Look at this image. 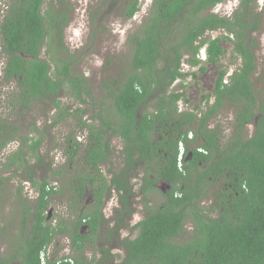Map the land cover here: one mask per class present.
<instances>
[{"label": "trees", "instance_id": "1", "mask_svg": "<svg viewBox=\"0 0 264 264\" xmlns=\"http://www.w3.org/2000/svg\"><path fill=\"white\" fill-rule=\"evenodd\" d=\"M103 1L117 6L125 19L140 10L139 0ZM222 1L152 0L142 24L128 34L127 65L106 85L113 110L104 113L99 108L86 117L88 109L81 105L88 104L91 92L84 76L72 71L73 54L65 45L73 13L70 1H6L0 12V55L3 79L16 82L10 105L21 112L37 106L44 121L49 120L47 126L71 115L85 136L84 142L67 136L64 154L77 171L62 178L61 186L50 182L46 173L53 171L60 178L70 169L68 163L52 169L45 160L39 151L43 132L32 126L35 134L23 133L0 115V153L18 141L5 157L2 167L12 173H0V187L20 175L36 191L30 200L22 195V185L16 188L20 231L12 239L16 244L10 254L0 256V264L15 259L20 264H264V100L251 80L256 62L250 34L258 29V18L255 0H239L230 15L211 11ZM217 30L222 31L219 36H207ZM221 39L233 44L240 65L228 77L222 66L211 91L201 94L193 109L180 110L178 101L189 102L182 89L185 79L195 76L182 70L183 56L202 72L200 49L205 47V62L218 63L225 52ZM177 80L181 89L169 90ZM64 89L78 102L75 108L63 105ZM226 103L234 105L235 112L230 135L222 143L220 128L210 127L209 121ZM251 122L253 131L246 136ZM114 135L122 137L125 157L117 170L109 167L107 177L101 165L113 162ZM181 141L185 150L178 165ZM40 169L45 174L37 179ZM157 181L167 189L158 188ZM63 188L70 190L73 218L57 216L53 223L48 214L52 198ZM155 190L163 200L149 208L148 195ZM88 191L92 201L87 204ZM113 191L119 205L107 218L103 208ZM136 195H141L146 215L131 224ZM203 200L210 201L203 205ZM4 228L0 226V234ZM122 230L129 234L121 236ZM58 235L69 238L70 254H49ZM105 237L114 239L112 247L122 249L123 255L111 252L106 243L96 246ZM89 249L94 250L91 256L86 254Z\"/></svg>", "mask_w": 264, "mask_h": 264}, {"label": "rangeland", "instance_id": "2", "mask_svg": "<svg viewBox=\"0 0 264 264\" xmlns=\"http://www.w3.org/2000/svg\"><path fill=\"white\" fill-rule=\"evenodd\" d=\"M7 0H0V12H3L4 5ZM72 5V20L65 29V45L73 54L72 71L84 76L86 83L89 86L91 92V98H87L88 104H82V107H87V112L84 117L91 114L93 110L99 108L103 109V112L113 110L112 99L107 92L108 82L113 80L118 75L120 67L126 66L130 57V45L127 43L128 34L136 31L142 24L143 20L149 13L152 0H139L140 10L135 13L131 18L125 19L120 10L116 7H109L103 0H69ZM239 0H223L221 3L212 8L211 11L219 15H230L236 8ZM254 13L257 14L258 29L250 34V39L253 41V51L255 54L256 69L251 75V80L254 83V87L261 99L264 100V0H255L253 4ZM222 33L221 30L212 31L207 36L211 38L219 36ZM221 45L225 48L224 54L221 56L218 63H207L205 58V47H202L199 52V59L204 66V71L198 70L197 66H190L185 61V55L182 58V70L185 72H194L195 76L189 74L185 79L184 96L189 100L187 104L182 100L178 101V108L180 110L193 109L196 103L200 99L201 94L211 91L214 78L219 69L227 67L229 74L238 67L241 63V57L233 52V44L228 40L221 39ZM41 56H44V49L41 51ZM4 63V57L0 55V115L7 118L11 122L18 124L23 133L30 132L29 134H35L33 127H37L44 134V139L41 143L39 151L46 155V161L52 163V169L58 168L61 164L68 163L70 171L64 176L57 178L53 171H49L47 178L50 182L56 180L61 186L63 185V179L70 175L75 174L77 171V165L72 162L66 161V155L64 150L67 146V136L72 134L74 139L78 142H84L85 131L77 125L76 119L67 115L64 120L60 121L54 126H47L49 120L44 121V117L40 116L42 111L37 106L21 112L18 108H14L10 105L9 101L12 94L15 91L16 82L6 81L2 77V66ZM189 65V66H188ZM227 79V78H226ZM180 80L173 82L171 88H180ZM115 86V82L112 84ZM181 89V88H180ZM179 89V90H180ZM63 105L72 104L75 108L78 102L74 100L73 95L64 89L60 95ZM213 101V99H211ZM153 102L149 103V108H152ZM201 107H204V103L201 102ZM55 112V109L49 110V114ZM235 106L226 103L217 114L213 116L209 121L210 127L218 126L223 136H221V142L224 143L225 139L231 132V120L234 117ZM253 122L246 125V136H249L253 131ZM113 153L110 163L107 161L101 165V172L107 177L109 167L113 170H117L122 166V156L120 153L117 155V151H120L121 144L117 136H112L111 139ZM18 141L10 143L0 153V173L2 176H11V169H3V163L6 161V156L17 148ZM83 147L78 152L75 160L81 155ZM2 169V170H1ZM45 173L43 170H38L36 173L37 179H41ZM134 180V179H133ZM29 181L18 175L13 176L7 180L0 187V226H5L4 231L0 234V256L5 257L10 254L16 243L13 244L12 239L19 234L20 231V203L16 199V188L18 185H22V195L30 200H33L36 196L35 188L30 185ZM137 185L134 186V188ZM157 187L162 190L167 189L164 182L157 181ZM69 189L60 191L59 194L52 198L51 206L49 209L50 216L53 215L51 221L55 223L57 216H61L64 219H68L71 215L70 202L72 201L69 196ZM84 196L85 203L92 201V195L90 192H86ZM149 208H155L159 205V202L163 200V196L157 190L151 192L149 195ZM16 199V202L14 200ZM132 203L135 207V212L130 220L131 224L141 219L146 215L144 210V204L141 202V195H136ZM210 200H203V205H207ZM115 206H118V196L115 191L106 198L103 212L107 218L115 215L113 210ZM186 228L190 230V223L186 222ZM128 230H122L120 235H128ZM136 231L131 233L134 236ZM99 242V241H98ZM106 243L110 247L114 246L115 240L105 237L100 241V244ZM90 248V247H89ZM49 254L56 253L57 255L70 254L69 238L64 235H58L57 240L49 247ZM96 251V248H95ZM111 252H119L123 255L122 249L112 247ZM94 253L93 249H89L86 254L91 256ZM96 256H99L98 252H95ZM10 264H20L18 259H15Z\"/></svg>", "mask_w": 264, "mask_h": 264}, {"label": "flooded vegetation", "instance_id": "3", "mask_svg": "<svg viewBox=\"0 0 264 264\" xmlns=\"http://www.w3.org/2000/svg\"><path fill=\"white\" fill-rule=\"evenodd\" d=\"M117 136V135H116ZM118 137V139H119V141H120V144H121V148H120V151H117V155L120 153V155L122 156V159L125 157V154H124V152H123V145H124V143H123V140H122V137H120V136H117ZM189 139V138H188ZM111 144V147H112V143H110ZM184 145H185V143H184ZM190 155H191V152H188L187 153V159L188 158H190ZM133 181V180H132ZM56 183H58L57 181H55ZM58 185H59V183H58ZM136 186V185H135ZM135 189H136V187H135ZM86 193V192H85ZM91 194V193H90ZM86 194H84V196H85ZM118 205H119V203H118ZM6 257V256H5ZM14 260H12L11 262H13Z\"/></svg>", "mask_w": 264, "mask_h": 264}, {"label": "built area", "instance_id": "4", "mask_svg": "<svg viewBox=\"0 0 264 264\" xmlns=\"http://www.w3.org/2000/svg\"><path fill=\"white\" fill-rule=\"evenodd\" d=\"M178 148H179L178 165H181L183 153H184V150H185V145H184V143L182 141L179 142Z\"/></svg>", "mask_w": 264, "mask_h": 264}, {"label": "clouds", "instance_id": "5", "mask_svg": "<svg viewBox=\"0 0 264 264\" xmlns=\"http://www.w3.org/2000/svg\"><path fill=\"white\" fill-rule=\"evenodd\" d=\"M190 135H191V134H189V136H188L189 138H191V136H190ZM183 143H184V142H183ZM42 263H44V259H42Z\"/></svg>", "mask_w": 264, "mask_h": 264}]
</instances>
